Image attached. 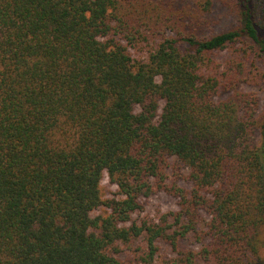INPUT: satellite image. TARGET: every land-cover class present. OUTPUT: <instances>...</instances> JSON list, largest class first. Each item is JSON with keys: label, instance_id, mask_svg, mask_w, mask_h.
<instances>
[{"label": "trees", "instance_id": "1", "mask_svg": "<svg viewBox=\"0 0 264 264\" xmlns=\"http://www.w3.org/2000/svg\"><path fill=\"white\" fill-rule=\"evenodd\" d=\"M211 3L0 0V264H264V0Z\"/></svg>", "mask_w": 264, "mask_h": 264}, {"label": "rangeland", "instance_id": "2", "mask_svg": "<svg viewBox=\"0 0 264 264\" xmlns=\"http://www.w3.org/2000/svg\"><path fill=\"white\" fill-rule=\"evenodd\" d=\"M184 3L191 4L193 10L197 8L195 6V3L197 0H183ZM231 0H212V5L210 8V11L207 12L205 15L202 16V19H206V22L210 27H213L215 29H221V28H227L231 25V22L233 20L232 13H231ZM196 7V8H195ZM199 18V17H198ZM128 51L130 52L131 56L133 58L142 57L143 54L141 52H138L134 50L133 48H128ZM228 57V53H219L216 58H214L215 62H223L225 58ZM259 69L263 71V67L259 65ZM239 88L245 92H251L255 94L258 98L259 107L264 105V99H263V88L264 83L261 79H257L256 83L253 84H246L241 83ZM223 97V94L221 95ZM169 163L171 166H176L178 163L175 161L174 158L169 159ZM183 172H185L184 168H181ZM169 172V171H168ZM178 184L188 188L189 184L184 181H178ZM99 194L102 200L111 198V197H117V188L116 186L111 183L108 180V177L105 172L102 173V176L100 178L99 184H98ZM139 202L141 204V209L131 215V219L135 220L136 223L140 222H146L147 224L149 222H155L159 219V216L162 213L165 212H174L177 208V200L174 197L169 196L163 191H156L154 193H151L147 197H140ZM105 209L101 206L98 209L91 212L92 215L104 213ZM205 218V215L203 216ZM191 240L188 237L186 240H183V246L186 248H192L195 249V245L190 243ZM173 253L170 251L168 247L165 245H161L158 254L156 256V262L158 264H165V259L172 258ZM168 264V262H167ZM200 264V263H199Z\"/></svg>", "mask_w": 264, "mask_h": 264}]
</instances>
